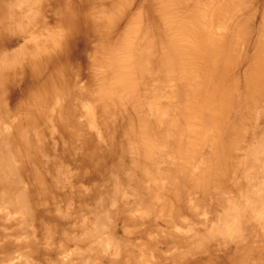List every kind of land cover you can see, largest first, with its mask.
Segmentation results:
<instances>
[{"label": "bare ground", "instance_id": "6f19581e", "mask_svg": "<svg viewBox=\"0 0 264 264\" xmlns=\"http://www.w3.org/2000/svg\"><path fill=\"white\" fill-rule=\"evenodd\" d=\"M248 3L249 0H142L141 2L137 0H0V251L4 252L5 248L14 246H19V249L24 248L19 254L10 253L0 256V264H39L35 255L30 256L23 252L40 254L43 250V246L39 243L37 227L41 225L45 228L46 224L39 213L45 192L53 191L54 187L64 186L65 183H71L70 192H74L73 187H79L80 190L85 188V185H82L85 182L80 181L79 184L74 179L73 169L64 181L58 173L55 180L48 178L45 168L51 157L54 158L55 164L68 160L75 170L85 171L88 168L94 156L103 149L99 142L108 135L103 136V122L97 118V111L105 108L103 112L107 117L109 112L116 117L112 116L115 119L111 117V121L125 122L122 153L132 154L134 162L128 165L134 177L141 171L147 175L155 171L152 164V146L158 142L157 138L161 141H172L178 150L177 154L182 159H192L196 153L194 146L198 144V141L201 140L202 144L208 142L204 136L203 117L200 113H193L201 99V92L204 91L205 80L208 79L207 73L210 77L209 84L212 85L211 88L207 87L208 98L218 101V98L224 94V90L226 93L224 103H221L216 113L213 115L207 112L210 119L217 122L219 116L225 115L232 106L228 96L233 90V84L226 86L222 78L234 69L232 68V64L233 67L235 66L233 60L239 54L234 50L236 56L232 57L231 52L234 45H237L236 48L239 47L236 43L242 42L241 38L245 35H241L235 44H232V40L235 41L237 36L240 37L243 28L244 31L245 27L251 28L253 22H250L251 20L247 22V18L250 19V15L254 17L258 13L257 11L254 12L255 14L251 13ZM248 8L251 14H248L247 21L244 20L245 18L242 20L241 17L245 15V12L247 13ZM145 9H147L146 13H144ZM230 16L236 17V26L232 27L233 21L229 25ZM245 22L251 24L247 26ZM147 23L151 24L150 31L155 35L150 39L149 35L147 40L140 42L142 27ZM259 26H261L258 29L259 40L262 39V42L259 41V44L257 41L259 47H256L257 53L254 52L255 57L252 62L254 66L250 65L253 74V79L250 76L252 84L259 85L258 89L261 93L257 94V89L256 93L254 92V95H257V98L255 97L257 101L264 96L262 93L264 10ZM232 32L233 36L230 35ZM249 32L245 31L246 34ZM229 40L232 46H224V48L223 44L227 45L226 42L228 43ZM80 47H84L82 53L90 50L88 57L83 58L89 70L84 76L81 69L83 64L79 65L75 72H73L75 68L70 66L71 60ZM91 52H93L92 55ZM245 55L243 56L246 57ZM150 62L151 64L153 62L152 65L159 64L155 72L149 69V66L153 68ZM200 67L201 70L206 68L208 71L203 70L207 78H204V81L199 74ZM246 68L244 67V70ZM157 72L164 76L163 85L157 96H151L147 85L149 83L151 88H154L155 79L160 77ZM69 73L77 74L73 90L71 87L73 80ZM224 73H226L225 76H223ZM218 75L223 76L221 81L217 80ZM11 92L16 97L13 108L8 106ZM250 94L253 95L252 92ZM75 96H79L82 100L78 99V103ZM151 97L152 101L147 102ZM163 98L167 100L166 107L161 102ZM204 105L205 102L199 105L200 109ZM76 108L79 112H76ZM65 109L67 115H64V119L66 118L67 122L64 120L60 125L64 129L63 133L69 136V140L63 143V147L60 148L59 143H55L52 146L53 151L48 149L51 148L50 143L41 144L42 148L46 147L42 156L40 152L35 151L40 145L34 144L35 148L33 146H31L33 149L29 148L31 144H28V140L31 132L34 136L37 127L41 125L43 128L50 127V136L58 133L59 125L54 124L53 115L57 111L62 114ZM69 119L74 122L70 123L72 124L70 131L68 130ZM117 121L116 127L119 125ZM109 124L106 125L109 127ZM29 127L32 129L34 127L35 133L28 131ZM240 131L243 130L238 127L234 130L237 134ZM37 134L39 136V133ZM126 134L129 137H126ZM263 143L255 145L250 153L254 160L245 171L247 189L234 185L230 191L225 192L230 195L225 199L228 205L222 214L223 225L220 222L213 224V219L211 224H208L206 213H204L207 225L202 230L195 231L204 235L195 237L192 244L193 251H201L203 245L210 242L217 244L219 251L221 244L238 242L241 237L244 238L245 235L238 230V220L242 217L248 221V229H252L251 225H258L261 228L264 226ZM2 145L4 149H1ZM109 147L112 148L105 151L109 150L111 153V150H117L118 145L110 143ZM187 149L188 152H186ZM189 151L192 153L190 154ZM247 154L249 155L245 153L244 157ZM104 159L102 157V160ZM179 165H182V172L188 178L195 177L198 173L197 166L193 167L194 164L192 167L185 162ZM54 169L60 172V168L54 167ZM103 169L107 171L105 187L112 185V194L115 198L125 185L124 173H119L118 165L105 166ZM120 170L125 171V168ZM133 175L125 176L128 179H125L126 184L132 185ZM153 176V184L157 185L159 181L161 189L164 190L163 179ZM236 176L242 175L237 173ZM83 179L84 176L81 180ZM238 179H234L236 183L240 181ZM186 181L182 184L185 187L186 183L191 182ZM226 184L225 182V186ZM100 200L101 195H95L93 198L82 195L80 203L83 204V209L81 212L80 208L73 209L72 221H70L81 228L80 233L73 238L76 245L71 247L66 242L61 244L59 261L55 258L52 264H102V252L110 251V256L115 258L120 254L117 249L118 238H114L111 232L104 230V224H110L111 220L106 218L102 222ZM73 201L74 197L71 202ZM171 202L174 204L173 199ZM74 206L78 205L75 203ZM128 206L130 204L126 199L122 207H126V211ZM80 214L83 220L80 219ZM87 214L90 215L87 216ZM84 219L85 222H83ZM89 224H91L90 227H88ZM210 225L213 226L206 227ZM172 233L181 241L186 238L179 228ZM86 238H89L90 244L80 248L77 245L78 240L86 243ZM189 238L193 237L189 236ZM46 247L47 250L44 249L43 254L53 255L55 250L50 246ZM162 263L177 264L175 261L166 260Z\"/></svg>", "mask_w": 264, "mask_h": 264}, {"label": "rangeland", "instance_id": "374dc122", "mask_svg": "<svg viewBox=\"0 0 264 264\" xmlns=\"http://www.w3.org/2000/svg\"><path fill=\"white\" fill-rule=\"evenodd\" d=\"M137 1L141 2L142 0ZM248 4V7L251 8L253 12L248 8L249 12L246 10L247 13L245 12V15L241 18L242 20L245 18V21H247L248 19L247 22H249V20H251L250 22H253L251 28L250 26L247 27L248 29L245 27L247 32H249L250 30V34H246V30L244 31V28L242 29V34L240 32V35L234 32L240 37L237 36L236 39L234 38L235 41L232 40V44L238 42L239 38H241V35H245V37H247L248 35L249 39L248 37L241 38L242 42L239 41V43H236L238 44L240 49L239 47L236 48L237 45H234V49L232 48L233 51L231 52L232 57L233 55L236 56L235 51H237V54H239L241 57L246 54V57L243 56V58H240L239 55L234 57L233 63L235 66L233 67L232 64V68L234 69H232L227 75L226 73H224L223 76L226 75V78L222 75H218L219 77L217 78V80L221 81L220 79L221 77H223L222 80L226 82V86H230L231 84H233V90L228 96V100L230 101L232 106L229 110L227 109L228 111L225 115L219 116L217 122L212 121L208 113L214 115L217 109L220 108L221 103H224V100L226 98L225 90V97L223 94L221 97L218 98V101H214L211 98H208L207 87L211 88L212 86L209 84L210 77L208 73L206 76L208 79L205 77L206 72H208L206 68H203L201 70L200 67L199 70L200 76L203 77V79L202 77L201 79L204 81V78H206L208 81L205 80L206 85L203 87L204 91L201 92V99L198 101L196 109L193 113H200V115L203 117L205 132L204 136L206 137L208 142L206 144H202L201 140H199L198 144L194 146V152L196 153H194L192 159H182L180 155L177 154L178 150L177 148H175V145L172 141L166 142L161 141L159 138H157L158 142L152 146V164L155 168V171L148 175L145 174L144 171H141L138 175H136V177H134L133 172L131 171L128 165L134 162V160L132 159V154L130 153L128 155H124L122 153L124 149L122 144L124 140L123 135H125L123 125L125 122L116 120L119 124L118 127H116V121L113 122L110 120L111 117L114 116V114L109 112L108 118L107 115L103 112L105 108L100 111H97V118H100L101 122H103V136H106V134H108L109 136L107 135L106 137L102 138V140L104 139V142L102 141L103 145L101 141L99 142L100 147L103 149H100L98 151L97 156H94V160L88 166V168L85 171L75 170V167H72V164H70L68 160H63L60 161V164H55L54 158L52 157L50 158L49 164L45 168L48 174V178L50 179L55 180L56 174L58 173L61 179L66 181V177L70 175V173H72L73 169V173L75 174L74 179L78 181L79 184L80 181L85 182V184H82L85 185V188H81V190L79 189V187H73L74 192H70L71 183H65L64 186L54 187L53 191L50 190V192H45L43 196L39 213L42 215L43 221L46 224L45 228L41 225L37 227L39 232L38 235L40 238L39 243L43 246V250H47L46 246H50L55 250V252L53 253V255H44L43 250L41 253L39 252L40 254H32L29 251L23 253L28 254L30 256L35 255L36 261L39 264H52V262H54L53 259L55 258L59 261L58 258L60 257V245L65 242L68 244V246L71 247L76 245V242L73 238L76 236V234H79L81 231V228L76 226L74 222L70 223V221H72L71 214L73 209L80 208V212L82 211L83 204L80 203L82 195H86L89 198H93L95 197V195H101L100 201L102 202V222L106 218H109L111 220L110 224H102H104V230L106 232H111L114 238H118L119 244L117 246V249H119L120 252V254L116 256V258L110 256V251H106L104 253L102 252V264H157V262L158 264H164L162 262H165V260L169 262L175 261L177 264H264V226L261 228L258 225H251L252 229H248V221H246L243 217L238 220V230L243 235H245L246 239L245 237H241V239H239L240 241L238 240V242L232 241L226 244H221L219 251L217 244H213V242H210V244H204L203 247L200 249L201 251L192 250V244L194 242L195 237L197 235H204L202 233L195 232L202 230L205 225H207L204 213H206L208 224H211L212 219L213 224L218 222L222 223V214L223 211H226L228 205V203H225V199L226 196L230 195L226 194L227 191H230L234 185H236V187L241 186L244 190L247 189V174H245V171L248 170V167H250L251 163L254 160L250 156V153L252 152V149L255 145L257 146L258 143L262 144V141H264V96L261 100L259 99L260 101H257V95L255 94V96L254 92L256 93L257 89V94L261 93H259V85L254 86L252 84V67L250 68V65H253L252 62L254 61L253 58L255 57L254 52L256 54V50H258L257 48L259 47V45H257V41L262 42V39L259 40L258 29L262 26L259 25L261 23L262 11L264 10V0H249ZM259 6L261 7L257 8ZM250 11L251 13L257 11L258 13L253 17L252 15H250ZM146 12L147 9H145L144 13ZM248 14L251 17L250 19L248 17ZM230 17L231 18L228 22L229 25L233 21L232 27L236 26V17ZM123 19L127 20L124 17ZM249 24L251 23H247L246 25L248 26ZM151 28L152 26L149 23H147L146 26L142 27V32L139 36L140 42H143V40L145 39L147 40L149 35V39L153 35H155L150 31ZM229 29L231 30V27ZM230 35L233 36V32ZM230 41L231 40H229L228 43L226 42L227 45H225L224 43L223 47L231 45ZM83 48L84 47L79 48V51H77L76 55L71 60L70 63L72 65L70 66H73V68H75L73 70V72H75L78 66L83 64L81 69L82 75L84 76L89 70L86 63L84 64L85 60H83V58L88 57V53L90 52V50H86L82 53ZM245 50H247V52ZM233 52H235V54H233ZM92 53L93 52H91V55ZM90 59H92L91 56ZM235 61H237L236 64ZM249 62H251V64H249ZM149 64H151V62ZM152 64L151 66H153V68L149 66V69L151 68L155 72L156 69H158L159 64H155V62V65ZM244 67H249L250 70H248L249 68H246L244 70ZM203 70L206 72H204ZM246 70H248L249 72ZM244 71L248 72L247 76L245 75L246 72L244 74ZM249 73L251 75H249ZM76 75V73H69V76H71L73 80V84L71 86L72 90L73 88L75 89L74 82L76 81L75 79H77ZM157 75H159L160 77L158 79H155L154 88L152 89L149 83L147 85V90L151 92V96H157L159 89L162 88L163 85L164 76L159 72H157ZM250 76L252 79L250 78ZM262 86V93L264 94V81ZM249 91L252 92L253 95H251ZM75 99L78 100L81 98L79 96H75ZM15 100V94L11 92L9 95L8 104L10 108L14 107ZM149 101H152V97L149 98L147 102ZM77 102L79 103V100ZM161 102L163 106L166 107L167 100L163 98ZM204 102L205 105L203 106V108L200 109L199 105L203 104ZM211 107L214 108L210 109ZM78 108H76V112H79ZM57 112L55 115H53L55 118L54 124L56 123V125H59L57 134H59L60 130V134L58 136L60 137L61 141L59 140V137L57 138V134L54 135L56 136V138L51 135L53 136L52 138L50 136V127L43 128L41 125L42 122L39 124L41 126L36 128V133L34 127V130L30 127L28 129V131H33V133H35V135L33 136L31 132L32 137L30 136V139L28 140V144L31 145L28 146L29 148L33 149V147L35 148V145H40L36 147L35 151H37L38 153L40 152L41 156L44 153L43 150L46 149V147L42 148L41 144L45 145L50 143L51 145L49 144V147L51 148L48 149H52V146L55 143H59L58 147L62 148L64 145L63 143L69 140V136L67 135V133H63L64 129L60 125L61 122L66 119H64V115H67L66 109L65 112L62 114L61 112L59 113V111ZM68 122V130L70 131L72 130V124L70 123L73 121L69 119ZM112 123H114V125ZM106 124H109V127ZM104 126L108 128L105 129ZM237 127L242 129L243 133L241 131L238 134V131L234 132V130H237ZM246 131H248V135L246 134ZM45 132H47L49 135H47ZM250 132L251 134H249ZM37 133H39V136L41 137H39ZM35 137L37 138V141ZM48 137L52 138V140ZM126 137L129 136L126 134ZM106 138H108L107 141L105 140ZM110 143H115L116 145H118L117 150H111V153L109 152V150L105 151L108 148H112L109 147ZM103 146H105V148ZM1 149H4L3 145L1 146ZM184 149L186 150V147H184ZM188 149L186 152H188ZM52 150L54 151V149ZM191 153L192 151L190 152V154ZM245 153H249V155L247 154L244 157ZM188 154L189 153H187V155ZM102 157L105 159L102 160ZM183 162L191 164V167L193 164V167L197 166L198 173L195 174V177L191 176L188 178V176L185 175L184 172H182V165L179 164H183ZM111 165H118V168L120 169L125 168V171L118 169L120 174L124 173L123 181L125 185L118 193V196L115 198H113L112 194V185L105 187L104 182L105 179H107V171H105L103 168L105 166L109 167ZM54 167L60 168V172H57ZM237 173H240L242 176L237 177ZM127 174H132L134 177V182L132 183V185H130L129 183L126 184L127 181L125 179L127 178H125V176H127ZM153 175H156V178L163 179L162 186L164 185V190L161 189L159 181L157 183L158 186L153 184ZM83 176L84 179L81 180ZM146 178L148 179L145 181ZM236 178H239L238 180H240L241 182L238 181L237 184L235 181ZM186 180H189L188 182L191 181L190 183H193H186V187L188 188L182 185L183 182L185 183ZM225 182L228 185L226 184L225 186ZM234 190L235 189H233V191ZM72 197H74L73 202H71ZM126 199L129 201L130 206H128V209L125 211L126 207H122V203ZM171 199H173L174 204L171 202ZM75 203L78 206L80 204V206H74ZM88 215L90 214H87V216ZM79 217L81 220H83L81 214L79 215ZM235 220L237 227V217L235 218ZM88 221L90 220L88 219ZM83 222H85V219ZM90 226L91 224H89L88 227ZM212 226L213 225L206 227L210 228ZM177 228H179L181 230V233L186 236L183 241L179 240V238H176L172 233V231ZM48 229L49 231H46ZM9 231L11 230L9 229ZM189 236H192L193 238L191 239L189 238ZM88 239L89 238H86V243L82 240H78L77 245L80 248L85 247V245H89L90 241ZM70 240L72 241L70 242ZM23 249L24 248L19 249V246H14L13 248L7 247L5 248L4 252L0 251V256H4L10 253L19 254L22 252ZM25 249L29 250V248L27 247H25ZM16 251H18V253ZM46 256L51 257L47 258ZM140 261H143V263H140Z\"/></svg>", "mask_w": 264, "mask_h": 264}]
</instances>
